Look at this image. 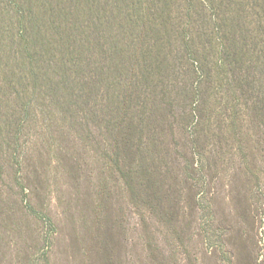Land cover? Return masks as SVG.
Masks as SVG:
<instances>
[{"label":"rangeland","instance_id":"1","mask_svg":"<svg viewBox=\"0 0 264 264\" xmlns=\"http://www.w3.org/2000/svg\"><path fill=\"white\" fill-rule=\"evenodd\" d=\"M0 264H264V0H0Z\"/></svg>","mask_w":264,"mask_h":264}]
</instances>
